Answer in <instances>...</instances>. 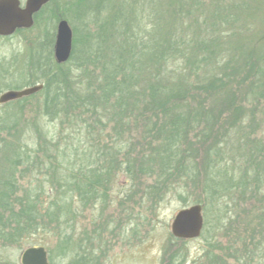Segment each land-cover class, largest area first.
<instances>
[{"label":"trees","instance_id":"trees-1","mask_svg":"<svg viewBox=\"0 0 264 264\" xmlns=\"http://www.w3.org/2000/svg\"><path fill=\"white\" fill-rule=\"evenodd\" d=\"M88 1L91 10L76 16L81 22L92 17L93 30H75L67 63L56 62V36L48 29L39 42L45 53L33 66L44 86L36 95L41 115L62 120L68 134L48 141L37 129L33 149L23 143L6 150L2 252L34 235L44 242L65 236L106 198L112 174L122 172L134 187L147 185L151 197L193 189L205 195L196 204H223L228 250L254 262L264 251V27L250 35L257 30L245 23L255 6L248 0H130L127 9L115 10L112 0H76L72 10ZM50 6L35 16L37 25ZM240 38H249L250 46ZM10 124L0 120V134ZM84 130L94 141L98 133L114 141L88 151L74 143ZM126 133L130 144L123 146ZM31 169L36 185L26 188ZM43 240L33 246H44ZM2 252L0 264H12ZM214 255L213 264H226V256Z\"/></svg>","mask_w":264,"mask_h":264},{"label":"rangeland","instance_id":"rangeland-1","mask_svg":"<svg viewBox=\"0 0 264 264\" xmlns=\"http://www.w3.org/2000/svg\"><path fill=\"white\" fill-rule=\"evenodd\" d=\"M21 1L23 5L26 2ZM75 1L52 0L50 9L42 15L43 20L39 25L35 23L31 29L20 30L11 37H0V96L8 91L42 85L33 62L38 54L45 53L39 47V42L46 34V29L56 36L59 22L66 20L72 28L73 37L75 30H93L92 17L81 22L76 16L77 13L87 14L91 10V2H85L78 10H72L71 4ZM129 1L112 0L111 7L116 10L117 6L123 5L127 9ZM248 2L252 7L255 6L249 17L250 22H245L251 27L250 31L257 30L250 34L253 35L264 27V0ZM243 29L248 32L245 27ZM240 39L242 45H245L243 47L250 46L249 38ZM250 40H253V36ZM79 75V71L73 72V78ZM17 86L24 88L16 89ZM38 94L39 92L0 104V120L11 121L8 131L0 134V180L9 176V172L4 170L10 168L6 163V150H19L23 143L33 149L36 139L38 140L37 129L48 137V141L54 140L55 136H61L62 141L64 134H68L66 128L61 130L62 120L52 122L41 115V99L36 96ZM100 115L106 121L109 120L103 112ZM112 126L107 125L108 129ZM68 132L72 133L73 130L68 128ZM105 132L107 135H113V131ZM78 135L80 137L74 140V143L85 144L83 146L88 151H91L92 144L96 147L104 146L110 141V138L102 137L99 133L98 137H94L98 141H94L85 130ZM129 138L126 133L119 142L127 146L130 144ZM113 141L112 139L110 143ZM96 150H93V161ZM30 171L31 173L23 178L24 182L30 185L26 184V188L36 185L35 175L38 173L33 169ZM112 175L106 198H103L100 205L86 210L76 223L71 224L73 229H69L65 236L51 235L44 242L43 238L34 235L21 245H13L4 253L2 248L5 243L0 242V253L2 252L12 264H21L22 253L42 239L51 264H213L214 257L210 256H215V253L224 258L226 256V259H223L226 264L249 263L247 255L232 256V251L228 250L232 236L229 235L228 211L223 204H217L215 201H209L206 205L199 204L203 207L205 223L202 235L194 240L177 239L171 232L174 217L180 210L197 205L196 202L204 200L205 195L193 189L183 194L178 189V193L167 192L162 197L153 194L155 196L151 197L145 193L147 185L145 187L139 182L138 186L135 184L134 187L133 182L122 172ZM237 257L244 258L245 261H237ZM250 264H264V251L258 252L255 261Z\"/></svg>","mask_w":264,"mask_h":264},{"label":"water","instance_id":"water-1","mask_svg":"<svg viewBox=\"0 0 264 264\" xmlns=\"http://www.w3.org/2000/svg\"><path fill=\"white\" fill-rule=\"evenodd\" d=\"M51 0H0V37H11L19 30L31 29L35 16ZM73 50V31L66 20L59 22L56 32L54 56L58 64L67 63ZM43 85L19 91H8L0 96V104L33 95L43 89ZM203 207L199 204L180 210L171 225L172 235L177 239L194 240L202 235L204 229ZM21 264H50L45 247H31L21 256Z\"/></svg>","mask_w":264,"mask_h":264}]
</instances>
